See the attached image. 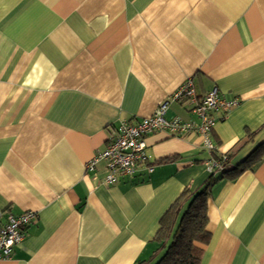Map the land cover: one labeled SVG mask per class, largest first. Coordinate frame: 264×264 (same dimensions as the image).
Segmentation results:
<instances>
[{"label": "crops", "instance_id": "obj_1", "mask_svg": "<svg viewBox=\"0 0 264 264\" xmlns=\"http://www.w3.org/2000/svg\"><path fill=\"white\" fill-rule=\"evenodd\" d=\"M187 80L239 101L211 139L241 163L264 142V0H0V227L36 214L0 264H154L161 217L213 153L155 131L152 173L105 185V162L85 165ZM207 217L199 264H264V154L211 187Z\"/></svg>", "mask_w": 264, "mask_h": 264}, {"label": "built area", "instance_id": "obj_2", "mask_svg": "<svg viewBox=\"0 0 264 264\" xmlns=\"http://www.w3.org/2000/svg\"><path fill=\"white\" fill-rule=\"evenodd\" d=\"M172 102L187 104L195 120L185 121L175 116L165 117ZM237 99H226L217 87L203 96L196 93L191 80L181 84L168 98L164 99L153 113L137 122L121 120L113 135L108 139L103 150L97 151L86 163V172L93 171L100 161L105 162V185H114L121 178H134L141 171L152 173L153 164L146 154V137L155 132H166L170 136H180L185 133H196L202 139L203 147L213 153L216 146L211 139L215 124L237 106ZM225 155L221 160L212 157L204 162L209 173L223 169ZM34 211H26L21 215H10L0 227V258H8L12 249L19 244L25 229L34 220Z\"/></svg>", "mask_w": 264, "mask_h": 264}, {"label": "trees", "instance_id": "obj_3", "mask_svg": "<svg viewBox=\"0 0 264 264\" xmlns=\"http://www.w3.org/2000/svg\"><path fill=\"white\" fill-rule=\"evenodd\" d=\"M263 154L264 142L246 159L234 166L229 163L230 155L223 154L227 157L223 169L211 172L200 190H183L159 221L157 240L160 246L157 251L163 252L154 264H199L202 248L198 244H205L209 240L206 224L211 187L223 179H236L245 170L252 168ZM221 156L213 152L216 159L221 160ZM216 173L220 174L217 178Z\"/></svg>", "mask_w": 264, "mask_h": 264}]
</instances>
